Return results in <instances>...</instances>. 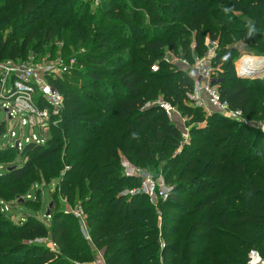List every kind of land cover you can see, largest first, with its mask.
I'll return each instance as SVG.
<instances>
[{
	"label": "trees",
	"instance_id": "trees-1",
	"mask_svg": "<svg viewBox=\"0 0 264 264\" xmlns=\"http://www.w3.org/2000/svg\"><path fill=\"white\" fill-rule=\"evenodd\" d=\"M135 4L142 15L126 11L121 0H102L97 14L77 0H0L1 62L24 60L30 51L46 56L54 40L74 50L86 48L72 80L50 81L64 97L51 138L27 144L21 153L0 148V264H71L38 242L49 239L63 253L75 245L69 226L74 217L56 211L54 201L50 217L16 221L6 214L29 205L41 212V191L52 179H59L54 192L84 209L93 244L112 255H106V264H126V254L130 264H145L149 251L152 262L159 257L162 264H180L184 253L185 264H248L253 250L264 262V132L219 112L208 117L190 98L195 83L188 68L166 65L159 55L164 49H184L192 67L203 56L200 41L208 34L219 44L212 63L223 74L217 84L222 102L248 121L264 119V77L244 83L235 70L239 45L248 54H264V0ZM238 15L249 22L242 26ZM143 16L147 24L139 23ZM139 32L143 35L137 38ZM187 32L197 34L190 51L183 39ZM157 63L160 69L154 72ZM162 103L197 125L193 147L181 155L175 156L174 128ZM204 122L206 127H198ZM6 129L2 122L0 136ZM123 156L136 166L154 171L156 165L162 171L172 187L163 210L192 223L187 248L174 243L162 249L158 229L145 236L147 226L152 227L141 220L148 214L143 210L147 197L136 194L129 200L124 195L139 188L140 179L123 175ZM37 186L36 200H27ZM82 260L93 263L92 258Z\"/></svg>",
	"mask_w": 264,
	"mask_h": 264
},
{
	"label": "rangeland",
	"instance_id": "rangeland-1",
	"mask_svg": "<svg viewBox=\"0 0 264 264\" xmlns=\"http://www.w3.org/2000/svg\"><path fill=\"white\" fill-rule=\"evenodd\" d=\"M77 1H82L83 5H89V11L96 13L97 9L100 7L102 0H92L88 2V0H77ZM159 1H164L165 0H159ZM167 1V0H166ZM136 0H121V3L123 4V8L126 9V11H129L132 15H135L136 13L138 15H142L143 12L141 10L136 9ZM91 4V5H90ZM77 10L79 9L78 6L75 7ZM97 14V13H96ZM238 17V22L242 23V26L245 25V23L249 22L248 18H242L241 16H236ZM98 19V18H97ZM148 23V18L146 16H143L141 18V21L139 23ZM92 30H94L93 25L91 26ZM135 33V31H133ZM25 33V32H24ZM24 33L20 34V38L22 39L24 37ZM96 36V32H93L92 34ZM143 35L142 32L137 33V38L141 37ZM184 41L187 42V47L189 48V51L192 49H195V45L197 43V34L195 32H187L185 38H183ZM93 40V39H92ZM91 40V41H92ZM118 43H124V40L119 38L117 41H120ZM202 47L201 51L204 49V53L202 57H196L194 63H203L205 66L211 65L210 61V56H209V50L213 48L212 43L214 41L210 40L208 34H203L201 37ZM127 45V44H126ZM217 45L219 46L218 42ZM129 49H131V46H129ZM48 50L50 52L47 53L46 56L40 55L39 52L36 51H30L29 55L26 59L24 60H18L12 61L16 66H22L24 64H40L42 62H48V63H56V62H63L64 64L69 65L71 61L77 60L78 57H82L86 53V48H80L78 50H74L73 48H70L66 46L62 42V40H54L51 42V44H48ZM138 49V48H137ZM239 54L235 56V70L236 73L238 74V77L245 82L248 80H256V79H263L264 77V69L261 71L260 74L254 75L252 78H245L244 76L239 75V70H242L245 72L247 70V64H248V57H262L264 58V54H248L247 51H245V47L243 45H239L238 48ZM88 50V49H87ZM139 51V50H138ZM184 49H179L178 51H171L168 49H164L162 52H159V55H162L161 57V62L165 63L166 65L169 66H176L179 70H186L188 63L190 60L186 58L187 55H185ZM206 52V53H205ZM158 55V54H157ZM140 56V55H139ZM247 56V57H245ZM137 58V57H136ZM248 58L246 64L245 60ZM181 60L186 63L182 64ZM11 62L9 60L2 61V63H8ZM156 65L159 66L160 69V63H157ZM155 66V65H154ZM153 66V67H154ZM153 67L151 69H153ZM165 67V66H164ZM182 68V69H181ZM74 69L78 70V66L74 65ZM158 69V70H159ZM221 70L217 69L215 73H213V79L214 81L218 84L221 81V75L220 74ZM224 73V71H223ZM75 73L67 74L65 76H62L61 79H73ZM70 84V83H69ZM68 84V85H69ZM36 99L38 103V93H36ZM162 99H159L158 101H161ZM203 100L206 102L205 106V111L207 113V116H214L215 113H218V110L216 106L212 105L210 100L208 99L207 96L203 97ZM8 107L6 106L3 110H0V124L2 122H7V129L5 131V134L0 136V148H6V147H14V143L10 141V137L7 135L6 138H3L9 131L11 132L13 129L16 130L18 137L20 138L21 135H25L24 137L29 136V129L25 130H20V128L15 127L14 125H11L8 118V113L5 110ZM0 109H1V102H0ZM62 115V112H61ZM24 118L27 120V122L30 121V118L28 115H24ZM36 118V117H35ZM59 123L56 125L58 126L60 124L61 117L58 118ZM169 120L171 123V126L174 128L173 134L171 135V138L177 142L173 143V145L177 148L175 156L176 155H181L184 150L186 149H191L193 147V141H195L197 138L195 136H192V131L197 125H191L190 118L183 116L181 112H171L169 115ZM250 125L255 128L261 129L264 127V119L257 120L255 119L254 121H249ZM30 124V123H28ZM53 127L50 126L48 130H46L45 133H41L40 129H35L33 134L39 136L40 138L42 137L45 141H47L49 138H51V128ZM200 128L206 127V123L204 122L200 126ZM45 131V130H44ZM32 133V132H31ZM122 162H129L127 158L123 156V161ZM131 165L136 167L140 171V173L146 175V177H149V179L152 182V188L154 189V196L153 197H147V201L145 202V206L143 208L144 211H146L148 214L144 215L141 217V220L146 225L151 224L152 227H148L144 230L145 236L149 238L151 236V233L154 229H158L159 232V239H158V246L161 247L162 249L164 248V245L166 244H174V243H180L181 245H184L185 248H187L189 242L188 241V236H189V229L191 228L190 220L185 219L184 216H180L178 213H171L168 210H163L164 207L162 208L161 205H163L164 201L167 200L163 197H161L160 194V188H166L168 193L170 194L172 191L171 185L166 182L165 177L161 175L162 171L159 170L158 166H154L152 170L147 169V167L144 166H136L135 164H132L129 162ZM179 171V169H177ZM123 175H124V168H122ZM178 175V174H177ZM175 175V177L177 176ZM143 178H140V186L143 184ZM175 179V178H174ZM59 179L55 180L52 179L48 181L47 186L49 185V188L43 187L41 191V195L44 196V200L42 203L44 204L43 209L40 211L35 210V208L32 205H29L28 207L26 206H20L18 209L14 211H10L8 209L7 211V216L11 220H18L19 217H23L25 220H27L29 217H40L41 214L46 216V212L49 209V205L51 204L52 201H54L55 204V210L62 212L65 215H71L74 217V220L70 218L69 226L72 228L71 229V237L73 240H75V245H72V249L69 250L68 252H61L57 247H53L52 245H48L47 243H41L43 246L48 248L49 250L53 251L55 255L57 256V259H67L71 264H81L82 259L86 258H92L93 263L92 264H106V255H109L110 257L112 256L105 247L98 248L97 245L93 244V241L90 238V225L87 221L88 216L86 215L84 209L81 207H73L69 203L66 202L64 198H62L61 194L58 192H54L56 190V187L58 186V181ZM173 180V179H172ZM171 182V181H170ZM40 186V185H39ZM41 188V187H40ZM139 189V188H138ZM135 188H129L125 190L124 195L128 197L130 200L132 198V195L130 193L134 190H138ZM39 192L38 186L34 188L31 191V197L33 200H36L37 195ZM52 193V195H51ZM56 193L58 194L56 196ZM52 197V199H51ZM54 197V198H53ZM4 207H9L12 205L8 202H5ZM17 204H13V207H15ZM39 207V206H38ZM42 216V215H41ZM187 217V216H186ZM149 235V236H148ZM147 237H145V241H147ZM149 241V240H148ZM151 247V246H146V248ZM154 248H152V251ZM151 251L145 254L146 261L145 264H162V261L159 260V257L155 259L152 262V258L150 256ZM129 255V254H128ZM128 255L126 254V259L125 263L130 264L128 260ZM186 256V253H184L181 256L180 264H185L184 263V258ZM55 259V261L57 260ZM54 261L49 262L48 264H53Z\"/></svg>",
	"mask_w": 264,
	"mask_h": 264
},
{
	"label": "built area",
	"instance_id": "built-area-1",
	"mask_svg": "<svg viewBox=\"0 0 264 264\" xmlns=\"http://www.w3.org/2000/svg\"><path fill=\"white\" fill-rule=\"evenodd\" d=\"M213 48L209 50L210 61L212 63L216 56L218 48L217 42L212 43ZM181 63L185 64L181 60ZM74 65L79 67L76 60L71 61L69 65L63 62L48 63L42 62L40 64H24L22 66H16L12 61L8 63H2L0 61V102L1 109L3 110L6 106L8 110V120L11 125L18 127L22 130L26 128H38L41 133H45L50 126L59 123L61 112L64 107V97L61 92L53 88L50 81L61 79L62 76L71 74L76 69ZM189 71V77L195 83V91L190 95V98L195 101L197 107L206 106V102L203 100L204 96H207L212 105L216 106L218 112L225 118L235 120L239 123H243L247 126L250 122L245 119L243 114L238 110H233L227 103L222 102L219 88L217 83L214 81L213 73L216 72V68L211 65L205 66L203 63H195L192 67L187 66ZM159 67L155 65L153 71H158ZM264 69L262 67L259 73L247 74L242 70H239V74L243 73L245 78H252L254 75H258ZM36 93H38V102ZM43 100L45 104L42 106L40 101ZM161 107L170 115L171 112H177L176 109L168 104L162 103ZM24 115H28L30 121L24 118ZM36 117V118H35ZM8 122V121H6ZM30 123V124H28ZM45 130V131H44ZM264 132V127L262 128ZM32 132V133H31ZM33 130L30 131L28 137L21 135L19 138L16 130L9 131L3 138L8 135L11 142L14 143V148L17 153H21L23 148L27 144L38 143L44 144V139L35 134ZM122 168H124V176L127 178H143V184L138 190H134L130 195L144 194L149 197H153L154 189L152 188V182L149 177L140 173L136 167L131 165L129 162H122ZM161 197L167 199L168 191L166 188H160ZM127 195V194H126ZM31 194L27 196V200H32ZM7 210V208H6ZM22 223L25 220H20ZM39 243H47L56 248L49 239H43L38 241ZM248 264H264L260 254L257 251H251L248 255Z\"/></svg>",
	"mask_w": 264,
	"mask_h": 264
},
{
	"label": "bare ground",
	"instance_id": "bare-ground-1",
	"mask_svg": "<svg viewBox=\"0 0 264 264\" xmlns=\"http://www.w3.org/2000/svg\"><path fill=\"white\" fill-rule=\"evenodd\" d=\"M264 67V58L262 57H250L248 60L247 74L259 73L260 69Z\"/></svg>",
	"mask_w": 264,
	"mask_h": 264
},
{
	"label": "water",
	"instance_id": "water-1",
	"mask_svg": "<svg viewBox=\"0 0 264 264\" xmlns=\"http://www.w3.org/2000/svg\"><path fill=\"white\" fill-rule=\"evenodd\" d=\"M240 76H243V73L239 74ZM53 205L52 203L49 205V208H51ZM46 217H50V210H47Z\"/></svg>",
	"mask_w": 264,
	"mask_h": 264
},
{
	"label": "crops",
	"instance_id": "crops-1",
	"mask_svg": "<svg viewBox=\"0 0 264 264\" xmlns=\"http://www.w3.org/2000/svg\"><path fill=\"white\" fill-rule=\"evenodd\" d=\"M245 57H247V56H245ZM247 60H248V58L245 60V64H246ZM247 68H248V64H247ZM245 72L247 73V70H245Z\"/></svg>",
	"mask_w": 264,
	"mask_h": 264
}]
</instances>
